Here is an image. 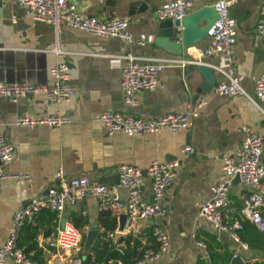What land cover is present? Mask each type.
Instances as JSON below:
<instances>
[{
    "label": "crops",
    "instance_id": "1",
    "mask_svg": "<svg viewBox=\"0 0 264 264\" xmlns=\"http://www.w3.org/2000/svg\"><path fill=\"white\" fill-rule=\"evenodd\" d=\"M75 1L88 15L130 17L129 29L133 35L154 34L155 39L140 46L65 24L58 27L48 21L35 20L13 0H0V79L8 83L30 82L53 87L56 79L51 69L65 62L70 70L69 82L77 87L68 101L60 103L51 101L46 93L23 96L17 101L0 97V132L15 147L13 161L0 163V247L9 236L15 211L28 205L32 198L47 195L51 187L58 185L60 168L69 179L86 174L94 181L111 184L117 179L120 164L129 163L146 170L153 161L164 163L181 158L176 178L165 194L164 203L169 210L164 216L138 222L130 231L121 232L120 218L109 210H101L96 196L87 195L67 205L62 215L56 212V224L47 219L43 209L34 223L23 227L19 245L34 264H83L97 239L106 231L108 219L102 214L108 211L115 218V227L108 231L107 239L119 250L126 247L125 239L131 242L139 239L142 251L147 247L157 248L152 226L159 222L165 228L171 243L169 250L160 259L146 264H198L201 258L208 259L207 242H215L213 236L222 243L227 242L234 253H240L246 260H264L263 250L253 251L247 244L217 231L200 211V203L212 198V186L226 174L224 156L236 157L243 147L244 127L252 132H264V111L253 92L256 78L264 75V42L256 31L262 0H238L230 7V15L237 20V41L231 65L224 53L202 55L209 44L208 36L187 49L167 37L158 36L161 20L156 11L166 0ZM217 1L194 0L191 13L206 5H215ZM132 52L143 57L177 59L160 72L164 86L139 92L136 105L126 102L121 86L125 55ZM183 59L202 60L214 69L217 80L211 89L202 90L205 77L195 63L182 66L179 61ZM230 67L235 69L241 85L252 97L214 93L217 83L229 80L224 71ZM202 98L206 104L190 131L164 128L134 135L109 133L96 119L104 111L158 117L184 111L190 103ZM55 113L66 114L72 121L60 127H27L16 123L20 116L43 117ZM185 145L194 148L192 156L183 155ZM9 174H29L32 179L6 177ZM143 190L150 200L151 179L146 174ZM249 190L241 181L233 182L228 219L240 217L242 196ZM120 194L126 198V190L121 189ZM63 217L82 233L78 253L68 251L60 255L49 246V239L61 226ZM28 225L31 228L27 231ZM50 229L52 233L47 236ZM91 232H95L94 242L87 250ZM33 244H37V248L28 251ZM37 250H41L40 262L35 258ZM120 262L128 264L114 259L109 264ZM7 264L15 263L9 259Z\"/></svg>",
    "mask_w": 264,
    "mask_h": 264
},
{
    "label": "built area",
    "instance_id": "2",
    "mask_svg": "<svg viewBox=\"0 0 264 264\" xmlns=\"http://www.w3.org/2000/svg\"><path fill=\"white\" fill-rule=\"evenodd\" d=\"M26 13L38 21H48L58 27L61 24L73 28L83 29L101 37H117L129 43L140 46L153 42L154 34L133 35L129 29L130 17L99 18L88 15L82 11L75 0H13ZM238 0H218L215 7L219 18L210 26L207 32L209 44L202 50L203 56H212L224 53L230 63L234 61L236 47L237 20L230 15V7ZM195 5L194 0H166L156 11L158 18L182 19L191 13ZM260 19L256 25L257 34L264 42V0L260 7ZM125 65L122 69L121 86L126 95V102L130 105L138 103V94L145 90H154L164 86L160 78V72L169 63H176L177 59L143 57L135 53L125 55ZM202 60H180L182 66L187 63H199ZM228 81L217 83L213 91L219 95L252 97L244 88L233 67L224 71ZM55 76L53 87L47 85L14 82L8 83L0 79V97H6L12 101L27 95L46 93L51 101H68L75 93L77 87L69 82L70 70L65 62H60L51 69ZM254 95L258 99L264 111V75L256 78ZM205 99L192 102L184 111H176L158 117L143 118L115 111H104L96 119L104 125L109 133L123 132L134 135L143 132H158L161 129L190 131L194 120L200 115ZM72 121L71 117L63 113H55L47 116H20L16 123L19 126L35 127L38 125H49L60 127ZM246 138L243 147L237 152V156H224L225 176L217 184L212 186V198L200 203L201 214L206 217L213 227L241 243L239 230L244 228V221L249 219L259 229L264 230V132L256 133L244 127ZM185 157L194 153L191 145L182 148ZM15 156L14 145L0 132V163L9 164ZM182 159L176 158L164 163L153 161L146 170L133 164L123 163L117 166L120 177L118 183L107 184L94 181L88 175L82 174L77 177L67 178L62 168L57 173L58 185L51 187L47 195L34 197L26 206L15 211L9 236L0 247V264H7L11 259L15 264H34L33 259L19 245L20 232L28 223H34L39 213L50 208L58 215H62L67 205L73 204L77 199L87 195H94L99 200L101 210H109L120 218L126 215L125 231H130L138 222L156 219L164 216L169 208L164 203L167 188L174 182L177 172L181 166ZM145 174L151 179L152 198L149 200L144 196ZM239 175L241 182L250 190L243 194L240 217L234 220L228 219L227 211L231 207L230 192L233 180ZM4 175V174H3ZM31 180L29 174L6 175ZM121 189L126 190V198L120 194ZM64 219V223H62ZM61 219V226L49 239V246L57 250L60 255L72 251H81L82 233L67 219ZM123 232V231H121ZM152 235L158 243L157 248L147 247L143 249L142 256L135 264H146L160 259L170 248V238L165 228L156 222L152 226ZM206 247V244L201 243ZM234 257L246 259L235 252ZM81 263V259H77ZM119 264H122L121 262Z\"/></svg>",
    "mask_w": 264,
    "mask_h": 264
},
{
    "label": "trees",
    "instance_id": "3",
    "mask_svg": "<svg viewBox=\"0 0 264 264\" xmlns=\"http://www.w3.org/2000/svg\"><path fill=\"white\" fill-rule=\"evenodd\" d=\"M43 213L47 216L50 222L56 221L57 215L56 211L51 209H44ZM42 216V215H41ZM39 216V219L40 217ZM103 217L107 216L108 224L106 225V231L104 234L97 239L95 242L92 253L88 254L83 262V264H109L110 260H122L124 263L135 264L136 260L142 256V250L139 249L142 243L139 239L126 240V247L122 250L116 249L113 241L107 239L108 231L114 230L115 218L108 211H104ZM55 223V222H54ZM53 223V224H54ZM55 223V224H56ZM27 231L30 230L31 225H28ZM52 230L46 232L47 236L51 235ZM241 236V241L249 246L253 251L263 250L264 251V230L259 229L254 223L249 219L244 221V228L239 230ZM215 242H207L208 259L201 258L198 264H264V260H253L247 259L246 261L240 258L233 257V251L229 247L227 242H220L217 240L216 236H213ZM32 248H37V244L31 245L27 250ZM41 250H37L35 258L40 262L38 255Z\"/></svg>",
    "mask_w": 264,
    "mask_h": 264
},
{
    "label": "water",
    "instance_id": "4",
    "mask_svg": "<svg viewBox=\"0 0 264 264\" xmlns=\"http://www.w3.org/2000/svg\"><path fill=\"white\" fill-rule=\"evenodd\" d=\"M218 18L219 13L215 5H206L188 14L181 20H162L157 34L158 36L167 37L172 42L180 43L182 48L187 49L190 46L199 44L207 36L208 29ZM196 67L206 79L201 86L202 90L211 89L217 80L214 69L205 61L197 63ZM119 179L120 177L117 175V179L112 180L111 184L118 183ZM233 181L234 183L241 181L238 174L234 177ZM125 221L126 215L122 214L120 216V231H124ZM62 223H64V219H62ZM94 235L95 232H91V237L88 238L86 244L87 250H89L94 242Z\"/></svg>",
    "mask_w": 264,
    "mask_h": 264
}]
</instances>
